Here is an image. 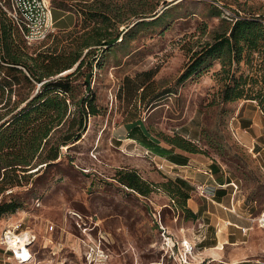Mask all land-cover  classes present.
Returning <instances> with one entry per match:
<instances>
[{
	"label": "rangeland",
	"instance_id": "1",
	"mask_svg": "<svg viewBox=\"0 0 264 264\" xmlns=\"http://www.w3.org/2000/svg\"><path fill=\"white\" fill-rule=\"evenodd\" d=\"M79 1L51 0L56 30L43 43L25 45L26 51L34 55L74 48L76 36L62 39L58 30L74 27L77 20L84 26ZM158 11L156 18H162L154 23L155 18L147 19L151 24L119 40L103 56L94 68L90 91L84 85L86 69L71 83L77 94L74 103L85 96L98 110V115L87 116L82 139L70 149L62 147L53 165L30 170L26 174L43 167L0 196V202L16 200L21 205L0 221V243L4 231L18 224L36 236L33 260L27 264H184L185 260L210 264L202 262V253H208L204 247L213 244L216 230L200 225L210 223L212 216L194 220L180 208L169 193L175 191L168 184L171 180L163 176L179 168L161 172L157 164L165 163L155 151L144 150V141L128 140L133 138L127 132L137 120L171 153L193 159L191 170L196 175L201 174L199 168L208 173L212 169L237 185L240 217L219 207L232 222L245 225L250 216L264 211V118L258 105L244 100L219 104L224 83L218 76V61L185 83L178 82L192 53L212 41L223 19L230 23L239 17L264 16V0H169ZM235 71L237 77L249 73L245 64ZM167 91L171 92L151 103ZM57 138L55 133L53 141ZM176 139L195 153L172 145ZM120 169L137 171L153 187L160 186L159 191L152 188L154 192L145 197L127 188L117 180ZM173 179L190 197L199 194L197 185ZM187 207L194 203L187 201ZM212 207L208 204L207 210L216 212ZM163 233L172 243L164 241ZM248 239L245 264H264V235L257 230ZM183 240L194 250L185 248ZM3 256L6 261L0 263L9 264L12 257L0 244V260Z\"/></svg>",
	"mask_w": 264,
	"mask_h": 264
},
{
	"label": "trees",
	"instance_id": "2",
	"mask_svg": "<svg viewBox=\"0 0 264 264\" xmlns=\"http://www.w3.org/2000/svg\"><path fill=\"white\" fill-rule=\"evenodd\" d=\"M168 5L169 0H81L78 13L84 15V26L77 20L73 29L60 31L62 39L76 36V46L34 55L26 51L21 31L0 11V196L43 167L26 174L30 170L53 165L61 157L62 147L70 149L82 139L87 116L98 115V110L85 96L75 104L77 94L71 83L86 69L84 85L90 91L94 68L103 56L119 40L151 24L147 19L155 18L151 22H157L162 18H156L159 8ZM212 61L221 65L218 76L224 83L219 104L250 101L258 105L264 118V16L239 17L230 23L223 19L212 41L192 53L178 82L183 84L203 72ZM242 64L249 73L237 77L235 69L240 71ZM67 71L71 74L65 76ZM140 89L146 92V88ZM170 92L155 96L151 103ZM72 102L77 106L75 111ZM55 133L59 138L53 141ZM171 144L195 153L177 139ZM116 177L119 183L145 197L160 189L135 170L120 169ZM168 184L174 186L175 191L169 193L176 197L180 208L196 220L197 215L187 207L190 194L173 180ZM171 202L175 204V198ZM20 208L16 200L1 201L0 221Z\"/></svg>",
	"mask_w": 264,
	"mask_h": 264
},
{
	"label": "crops",
	"instance_id": "3",
	"mask_svg": "<svg viewBox=\"0 0 264 264\" xmlns=\"http://www.w3.org/2000/svg\"><path fill=\"white\" fill-rule=\"evenodd\" d=\"M74 27H70L67 30L58 31H69ZM141 123V120H137L136 123H132V127L130 131L127 132V136H132L133 139L128 140H134L137 142L141 141L139 143L144 141V146L141 147L144 150L151 151V153L155 151L158 154L156 155V158L165 163V169L169 168L172 170L174 168H179L176 173L167 171V173H163V176L167 178V180H174L173 176H176L194 186L203 185L206 188V196L195 194L191 195L192 197L188 200L189 202L192 201L194 203V207H189V209L195 215H197L198 218H201L206 214H210L212 216L211 218L207 217L211 219L210 223H200L201 228L211 227L216 230L215 236L211 239L213 240V244L204 247L205 251L208 253H202L204 256L202 258V262H209L210 264H245L247 262L245 261V258L249 254L248 243L250 241L249 239L246 240V238H249V235H251L252 232L248 236H244L234 225L246 227L249 225V221L247 220L248 223L245 225H240L237 222H232L224 213H220L219 211L220 207L222 210L240 217L238 209L240 208L241 203L240 201L236 202L235 198L237 193L233 190L231 185V183L234 182H230L227 181V179L219 177V172L215 170V167H213V170L216 171L215 174L212 169L209 170L210 173H208L207 170L203 171L199 168L198 172L201 174L196 175V173L191 170L193 167L191 161H193V159H191L188 155H176V152L171 153L170 147H163L159 142L156 141L152 133L146 134V132L143 130V127L139 126ZM229 187H231V189L227 191ZM205 200L209 201L213 206H215L212 208L216 212L207 210L208 204L210 205V203H206ZM261 233L264 235L263 232ZM168 242L172 243L171 237L169 238ZM183 242L189 243L186 240H183ZM3 257H5L3 258L4 260H0V262L6 261V256ZM9 264L18 263L13 258H10Z\"/></svg>",
	"mask_w": 264,
	"mask_h": 264
},
{
	"label": "built area",
	"instance_id": "4",
	"mask_svg": "<svg viewBox=\"0 0 264 264\" xmlns=\"http://www.w3.org/2000/svg\"><path fill=\"white\" fill-rule=\"evenodd\" d=\"M52 9L51 0H0V11L21 31L28 46L43 43L54 34L56 29ZM157 167L161 172L166 171L163 164H157ZM231 185L236 192L237 185L235 183H231ZM197 189L201 196H206L205 186L199 185ZM248 221L249 225L246 227L234 226L244 236H248L251 232L257 230L264 233V211L258 216H250ZM21 228L22 224L7 228L0 244L5 252L18 264H27L33 260L31 248L36 241V236L21 230ZM163 237L165 242L169 243V238H167L165 233H163ZM183 245L189 251L194 250V247L188 246L185 242ZM184 264H189L188 260H185Z\"/></svg>",
	"mask_w": 264,
	"mask_h": 264
},
{
	"label": "bare ground",
	"instance_id": "5",
	"mask_svg": "<svg viewBox=\"0 0 264 264\" xmlns=\"http://www.w3.org/2000/svg\"><path fill=\"white\" fill-rule=\"evenodd\" d=\"M27 235V234H26ZM188 244V243H187Z\"/></svg>",
	"mask_w": 264,
	"mask_h": 264
}]
</instances>
